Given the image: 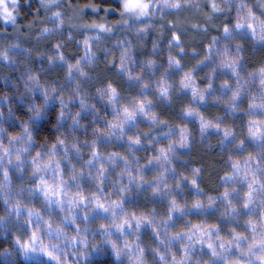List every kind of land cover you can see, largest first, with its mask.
<instances>
[{"label": "snow or ice", "instance_id": "snow-or-ice-1", "mask_svg": "<svg viewBox=\"0 0 264 264\" xmlns=\"http://www.w3.org/2000/svg\"><path fill=\"white\" fill-rule=\"evenodd\" d=\"M116 4L38 0L22 32L18 0H0V20L13 27L11 34L0 29V68L21 69L19 80L3 73L13 90L0 96V235L13 236L0 264H88L94 251L113 257L100 264H149V249L154 264H264V0ZM113 8L119 20L85 22L86 9ZM187 9L202 22L182 16ZM157 29L141 58L137 46L146 47ZM165 31L166 61L156 58ZM190 31L203 34L197 46L188 42ZM113 35L112 47L101 48ZM249 49L259 51L258 66L249 67ZM188 57L199 58L189 67ZM213 101L225 115L248 116L239 132L225 115L206 116ZM18 102L25 119L16 115ZM49 105L57 135L40 143ZM184 121L198 122L201 141L212 131L222 151L233 153L214 195L201 187L202 168L186 175L178 167L193 144ZM142 195L154 206L138 212L132 205Z\"/></svg>", "mask_w": 264, "mask_h": 264}, {"label": "trees", "instance_id": "trees-1", "mask_svg": "<svg viewBox=\"0 0 264 264\" xmlns=\"http://www.w3.org/2000/svg\"><path fill=\"white\" fill-rule=\"evenodd\" d=\"M73 2H77V0H73ZM78 2L80 4H85V3L99 4L104 9H107V6L110 4H116V0H78ZM27 3L31 4V7L25 6V7L18 10L20 13L19 22L22 26H24L22 29V32H27V22L32 20L33 16L36 15V13L33 11V9L38 7V0H27ZM21 4H25V0H21ZM116 7H120V5L116 4ZM111 10L112 11L109 15L108 14L106 15L105 10L100 11L98 14L97 20H100V21L107 20V23H112L116 20H119L120 19L119 13L116 12L114 8ZM42 14L43 13H41V15ZM181 15L184 16L183 13ZM88 18L91 19L92 15L88 16ZM191 21L192 22H202V21H198L195 19H192ZM189 28H190V25H189ZM211 34H217V33L215 31H213ZM158 36H159V30L158 29L150 32L149 36L146 37L145 41H144V44L146 45V47H142V46L138 45L137 49H136V54L138 56H141V58H143V56L141 55L143 52H149L150 53L151 52V44L154 40L157 39ZM167 37H168V33H167V31H165L164 37L160 38V47L163 49V52L160 54V56L156 57L157 59H162L164 61H166L167 51H168V49H167ZM202 37H203L202 33L197 35V33L190 31L189 36H188V42L193 47L197 46V44L201 43ZM117 38L118 37L115 35H113L111 37V39H109L108 37H105V40L101 45V48H103L105 46L106 47H112L113 41ZM193 38H195V41H196L195 44L192 43ZM76 39L82 40L83 36H78V37H76ZM32 40L34 42V37L32 38ZM202 42H203V44L206 45L208 40L203 39ZM75 50L76 49H75L74 43H70L69 44V51H75ZM198 58L199 57H195V58L194 57H188L186 59V63L188 64L189 67H191V65L195 63V59H198ZM259 58H260L259 51H257V53L255 55H253L251 52V49H249V55H248L249 67L258 66ZM40 63H41V61L39 59H37V61H36L37 69L39 68ZM165 66H166V64H165ZM101 67H103V64H101ZM20 71H21V69H17L15 71H12L8 68H0V96L4 95L5 93H11L13 90V85L11 83H9L7 86H5V82L3 79V73L11 72V79L19 80ZM59 75L61 77V82H63V73L60 72ZM197 75H198V79H202L203 72H200ZM54 78H55V74H52L48 77V79H54ZM178 79H179V77H177V80ZM205 83H206V81H205ZM125 87H126V85H125ZM19 90H20V92H23L22 85L20 86ZM133 94L135 95V93H133ZM92 102L95 103L96 101L93 100ZM14 103H15V101H14ZM179 105H180V100L177 99L176 111H179ZM56 107L58 109L59 106L57 105ZM97 107H100V105L97 104ZM243 107H246V103L243 105ZM158 111H159V109H158ZM49 113H50V115L48 116L47 120L42 119V123L40 124V126L38 128V132L40 133V135L37 136V140L40 143L44 142V138H47L49 140V142H52V141H54L55 136L57 135L55 130L52 128V124H54L55 120H56L55 108L51 107L49 110ZM205 114L209 118L215 117L218 114L219 115H225V106L223 103H219L217 105V103L215 101H213V102H211V104L208 107ZM16 115L20 119H25L27 116V110L24 109V105L21 102H18ZM174 115L175 114L173 113V114H171L170 117H166V118H172V117H174ZM247 119H248V116L245 115L244 113H238L236 116H232L230 113L225 115V122L228 124H231L233 127H235L238 132L241 130L242 124L245 123L247 121ZM184 122L188 123L189 128L192 130L193 144H192L191 151L184 153V155L187 157L186 162L183 163V165H178V167L186 175H191V169L193 167L202 168L203 169L202 179L199 180L201 187L206 189L208 194L214 195V194H216V192L223 190L222 181H221L220 177H222L226 171H231L230 165L228 163V156L233 155V153H230L227 151H222L221 147L218 146V141L220 139L219 135L210 131L209 139L206 141H201L198 122H192V121H184ZM141 127L143 128L144 125H141ZM10 131H13V129H10ZM15 131H19V128H16ZM244 132L246 134V128L244 129ZM81 139H83V137H81ZM108 150L109 151H113V150L123 151V149H121L119 147H115V146H110ZM250 150H254V149H250ZM137 154L140 156L145 155V153L143 151L138 152ZM151 154H152V152L149 150L148 155H151ZM245 154L246 153H240L239 155H245ZM141 163H143V160L141 161ZM13 178L15 179V177H13ZM26 182H27V178L25 177V183ZM16 183L19 184L20 181H16ZM194 198H195L194 196H190L189 202H191V200ZM36 206L37 207L41 206V203L37 202ZM153 206L154 205L152 203H146V198L143 195L139 198L138 203H136L135 205H132L134 210H136L138 212L142 209L143 210H149ZM155 206L158 209H160L161 212H163V207L161 205H155ZM2 214H3V206H2V204H0V215H2ZM216 215L218 216L219 213H217ZM194 219H195V217H194ZM209 222H217V221L214 218H210ZM98 223H99V221H97V224L93 225V228H96ZM181 223H182V221H181ZM14 227H16V226H14ZM225 234H226V230H225ZM131 238L134 239V237H131ZM12 239H13L12 234H10L7 237L0 235V252H2L5 247H11L12 246ZM96 239H99V236H97ZM143 242L145 243V245L152 243L150 233H146L144 235ZM112 258L113 257L111 256L110 252L106 256H102L101 253L99 251H97L96 254L93 255L91 257V259L88 261V264H92L93 261H95L96 264H100V262L110 260ZM19 259L21 262L24 261L23 257H20ZM146 259L149 261V264H154V258L151 254L150 249H149L148 254L146 255ZM117 264H119V262H117ZM125 264H126V262H125Z\"/></svg>", "mask_w": 264, "mask_h": 264}, {"label": "rangeland", "instance_id": "rangeland-1", "mask_svg": "<svg viewBox=\"0 0 264 264\" xmlns=\"http://www.w3.org/2000/svg\"><path fill=\"white\" fill-rule=\"evenodd\" d=\"M111 11L112 10H107L106 11V15L108 14H110L111 13ZM19 12V11H18ZM90 13V14H89ZM90 15H92V18L91 19H89L88 18V16H90ZM98 15L92 10V9H86L85 10V14H84V19H85V22H88V23H90L91 21H93V20H96V21H98V22H101V23H107V20H105V21H100V20H97L98 18ZM19 18H20V13H19V15L17 16V23H18V26H20L21 24H20V22H19ZM0 29H5L6 28V30H7V32L9 33V34H11L12 32H13V27H12V25L11 24H5L2 20H0ZM86 34H89V35H91V34H93V33H86ZM14 226H16V227H19V224H16V225H14ZM27 238V235H25V239ZM45 242H47V237H45ZM96 252L97 251H94L93 253H92V256L93 255H95L96 254ZM20 257H23L22 255L20 256ZM24 258V257H23ZM46 259H47V257H45ZM125 262H126V264H127V261L125 260Z\"/></svg>", "mask_w": 264, "mask_h": 264}, {"label": "clouds", "instance_id": "clouds-1", "mask_svg": "<svg viewBox=\"0 0 264 264\" xmlns=\"http://www.w3.org/2000/svg\"><path fill=\"white\" fill-rule=\"evenodd\" d=\"M18 2H19V5H20L19 9H21V8H23V7H25V6H27V7H31V4L27 3V0H25V4H21V0H18ZM251 3H252L253 5H257V0H251ZM19 9H18V10H19ZM257 10L259 11V8H257ZM182 13L184 14V17H186V18L189 19V20H192V19H195V20H198V21L201 20V16H200L198 13H196L194 10L187 9V10H185V11L182 12ZM189 14H190V15H189ZM41 103H43V101H41ZM51 107H52V106L49 105V109H48V110H50Z\"/></svg>", "mask_w": 264, "mask_h": 264}]
</instances>
